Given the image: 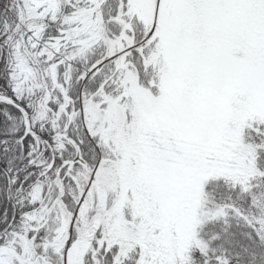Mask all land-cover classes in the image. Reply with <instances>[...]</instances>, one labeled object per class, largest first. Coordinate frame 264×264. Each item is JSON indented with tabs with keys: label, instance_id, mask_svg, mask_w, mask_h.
<instances>
[{
	"label": "snow or ice",
	"instance_id": "obj_1",
	"mask_svg": "<svg viewBox=\"0 0 264 264\" xmlns=\"http://www.w3.org/2000/svg\"><path fill=\"white\" fill-rule=\"evenodd\" d=\"M0 264H264V0H0Z\"/></svg>",
	"mask_w": 264,
	"mask_h": 264
}]
</instances>
